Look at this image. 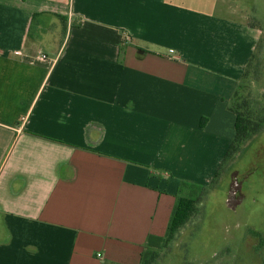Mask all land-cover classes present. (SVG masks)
<instances>
[{
  "label": "crops",
  "instance_id": "1",
  "mask_svg": "<svg viewBox=\"0 0 264 264\" xmlns=\"http://www.w3.org/2000/svg\"><path fill=\"white\" fill-rule=\"evenodd\" d=\"M253 11L0 0V264H141L235 138Z\"/></svg>",
  "mask_w": 264,
  "mask_h": 264
},
{
  "label": "rangeland",
  "instance_id": "2",
  "mask_svg": "<svg viewBox=\"0 0 264 264\" xmlns=\"http://www.w3.org/2000/svg\"><path fill=\"white\" fill-rule=\"evenodd\" d=\"M250 1L253 22L264 31V0ZM259 47L257 75L241 79V100L264 101V34ZM216 173L206 186L184 190L197 201V212L161 251L158 264H264V133L211 188Z\"/></svg>",
  "mask_w": 264,
  "mask_h": 264
},
{
  "label": "trees",
  "instance_id": "3",
  "mask_svg": "<svg viewBox=\"0 0 264 264\" xmlns=\"http://www.w3.org/2000/svg\"><path fill=\"white\" fill-rule=\"evenodd\" d=\"M259 46L257 49L260 48ZM259 64L260 57L255 52L242 76V80L245 81L250 75H257ZM255 101L245 98L241 100L239 91H236L230 106L231 111L236 115V135L215 178L211 182V188L217 187L222 175L229 166L237 160V157L244 152L257 137L264 133V101ZM196 188L197 187L191 189ZM201 199L202 197L199 198V200ZM196 203L197 201L194 198L185 196L178 197L166 235L163 237L150 235L148 237L145 250L142 253L141 264H158L161 251L170 246L178 232L187 224L193 214L197 212ZM257 235L259 236V234Z\"/></svg>",
  "mask_w": 264,
  "mask_h": 264
},
{
  "label": "built area",
  "instance_id": "4",
  "mask_svg": "<svg viewBox=\"0 0 264 264\" xmlns=\"http://www.w3.org/2000/svg\"><path fill=\"white\" fill-rule=\"evenodd\" d=\"M43 59H45V56L43 57ZM99 256H101V255H99Z\"/></svg>",
  "mask_w": 264,
  "mask_h": 264
}]
</instances>
